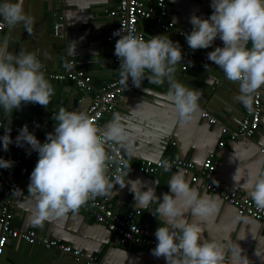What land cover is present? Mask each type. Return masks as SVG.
Returning a JSON list of instances; mask_svg holds the SVG:
<instances>
[{
  "label": "crops",
  "instance_id": "0c3cea01",
  "mask_svg": "<svg viewBox=\"0 0 264 264\" xmlns=\"http://www.w3.org/2000/svg\"><path fill=\"white\" fill-rule=\"evenodd\" d=\"M2 2L4 0H0ZM117 3L118 0H23L24 12L34 20L33 34L29 35L22 23L14 28L5 25L0 37L7 41L9 51L14 54L21 49L34 52L43 66L50 69L62 68L67 59H73L76 67L91 76V89L78 88L72 81L52 80L45 76L55 93L48 108L29 103L14 110L11 117L7 118L0 110V131L4 133V127L8 126L11 119L10 135L16 137L19 130L27 124L29 131L38 139L46 140V134L53 132L58 123L52 117L61 107L68 111L84 112L98 87L120 76L119 67L113 62L110 45L105 40L109 26L116 23V17L108 16L107 10L115 8ZM166 3L169 17L179 24L190 23L189 18L193 13L208 18L213 11L211 0H166ZM140 25L146 32L145 40L165 35L179 43L183 59L176 66L175 79L188 88L199 89L202 95L198 101L200 111L194 121L187 125L179 122L174 105L167 99V80L159 85L142 83L134 91L120 97L113 113L122 116L132 134L131 143L119 145L128 165L137 167L139 160L145 158H184L192 160L195 170H198L204 160L211 156L217 162L212 178L221 183L222 189L238 190L249 197L244 185L256 163L264 161V153L260 151L264 147V89L261 123L254 136L228 139L229 135L222 133L221 127L227 126L229 130L236 128L242 114V104L234 99L239 94L238 84L228 81L223 72L207 59L208 52L219 45L213 44L207 49L193 51L185 37L179 36L174 30H162L146 20L141 21ZM220 41L219 37L215 39V43ZM69 45L73 46V50L76 46L75 55L69 54ZM205 65H208L207 69ZM203 110L209 111L217 121L211 123L204 119L201 115ZM113 113L104 115L99 129L106 127ZM220 140H225L223 146L219 145ZM4 159L12 161L9 156ZM37 161L38 158L31 161L29 171L19 179L18 198L13 201L15 226L21 229L34 227L40 234L57 238L87 254H96L105 264H166L163 257L155 258L151 254L153 246L122 243L117 235L96 222L84 206L75 214L69 212L66 217L45 221L41 226L33 225L31 214L34 200L27 188ZM237 168L238 180L235 181L233 177ZM125 173H128V177ZM171 176L172 172L164 170L154 173L126 170L119 179L125 183L127 180L139 179L146 186L154 187L157 196L162 199V194L169 191L167 182ZM185 176L202 194L216 195ZM17 177L14 164L8 169L0 168V205L5 199L11 198L5 182ZM129 189L130 184L124 188L115 184L113 195L108 197L111 207L119 213L132 209L141 210L138 222L149 226L163 225L164 221L152 214L157 205L152 203L147 208L140 206ZM219 200L220 212L217 216L203 222L194 220L202 228V240H215L222 245L227 258L224 264H243L245 257L248 264H264V223L239 215L233 205L221 197ZM185 215L191 221L190 213ZM0 264L84 262L74 261L40 245H29L22 239H10L4 247Z\"/></svg>",
  "mask_w": 264,
  "mask_h": 264
},
{
  "label": "clouds",
  "instance_id": "9594fccd",
  "mask_svg": "<svg viewBox=\"0 0 264 264\" xmlns=\"http://www.w3.org/2000/svg\"><path fill=\"white\" fill-rule=\"evenodd\" d=\"M210 6L213 11L208 18L195 13L190 16L192 30L184 33L186 42L195 51L211 47L219 37L223 46L208 52L207 59L228 81L238 84L239 94L234 99L251 111L254 95L264 89V0H211ZM0 17L4 25L14 28L22 23L24 30L33 34L34 20L24 12L23 0H4L0 3ZM113 35L119 36L114 52L120 61L119 83L128 88L129 79L135 87H140L144 79L157 85L167 80V99L174 105L179 122L182 125L193 122L200 111L198 101L202 93L175 79L176 66L183 59L179 43L165 35L145 40L134 29L123 25ZM75 50L76 46L73 50L69 45L70 55H75ZM42 68L34 52L21 49L14 54L9 51L7 41L0 45V110L6 118L29 103L48 108L55 93ZM52 118L58 123L53 132L46 134L44 143L29 131L27 124L13 141L11 119L0 136L5 151L15 143L26 144L38 152L27 188L34 200L33 225L41 226L45 221L66 217L69 212L75 214L90 199L112 196L115 184L120 188L130 184L134 200L144 208L155 203L157 207L152 214L164 221L154 233L157 243L151 254L155 258L163 257L166 264H224L222 245L215 240H202V228L194 222L196 219L208 221L219 214L218 196L202 194L183 172L173 173V165L168 160L160 162L165 172H172L167 182L169 191L162 194V199L154 187L146 186L139 179L125 183L117 178L113 182L107 172L114 157L106 148L124 146L132 140L119 113H113L103 130L86 113L63 107ZM124 163L129 167L127 161ZM12 166L13 161L0 157V168ZM238 171L237 168L235 181ZM128 173H125L127 177ZM244 187L255 207L264 210V161L256 163ZM189 213L191 221L185 215ZM243 264H248L246 257Z\"/></svg>",
  "mask_w": 264,
  "mask_h": 264
},
{
  "label": "built area",
  "instance_id": "2783aa9c",
  "mask_svg": "<svg viewBox=\"0 0 264 264\" xmlns=\"http://www.w3.org/2000/svg\"><path fill=\"white\" fill-rule=\"evenodd\" d=\"M107 15L116 17V23L111 24L105 34V40L110 45L113 54V62L116 66H120V61L114 54L115 43L119 36L113 33L120 29L122 25L126 29H134L135 34L145 39L146 32L141 27V21H148L162 30H174L179 36L185 37L184 33H190L192 30L191 23H176L169 17L168 6L166 0H152L146 2L144 0H118L115 8L107 10ZM60 24L58 23L57 26ZM5 25L0 20V33ZM5 42L4 37H0V45ZM223 46V42L214 43ZM67 65V66H66ZM191 67V64H189ZM184 68V67H183ZM42 71L45 76L58 81H72L78 88L86 90L91 89V76L83 69L76 67L73 59H67L62 68L50 69L43 66ZM120 76L103 83L92 97L89 99L88 105L84 111L93 123L100 128L104 115L113 113L117 100L123 95L134 91L137 87L132 84L131 79L128 81V88L120 83ZM142 83L152 84L147 79ZM263 112V93L259 90L253 99L252 110L249 111L242 105V114L238 120L236 128L229 130L227 126H222L221 131L228 136V139H234L238 136L251 138L254 136L261 123ZM202 117L208 122L217 121L209 111L203 110ZM0 122V126H1ZM4 133L0 131V136ZM15 141L14 136L10 135ZM38 139V138H37ZM41 143L45 140L38 139ZM225 140H220L219 145L223 146ZM106 151L114 157V161L108 165V176L111 180L120 178L126 170L134 172L140 170L143 172L154 173L163 170L160 162L168 160L173 165L174 171H181L189 176L190 181L198 184L199 187L208 190L211 194H216L225 202L233 205L239 215H246L264 223V210L257 209L250 197L246 196L238 190L222 189L221 183L212 178L217 162L211 156L207 157L203 164L195 170V163L192 160L184 158H159L156 160L141 159L139 165L125 167V155L119 145L107 147ZM264 153V147L260 148ZM11 157L17 172L16 179H9L5 182L7 190L11 194V198L5 199L0 205V260L4 247L10 239H22L29 245H40L46 249H52L63 254L74 261H82L84 264H105L96 254H87L84 250L76 248L68 243L58 240L49 235L40 234L34 227L21 229L13 224L14 205L13 201L18 198V182L30 168V163L39 158L38 152L31 150L28 145L17 146L15 143L9 145V149L5 151L2 143H0V157ZM212 178V179H211ZM84 206L89 211L96 222L103 224L112 233L120 238L122 243H130L134 245L156 246L155 230L159 226L144 225L137 221V217L142 213L141 210H127L123 213L115 211L108 203V197H100L90 199ZM227 260V258H225Z\"/></svg>",
  "mask_w": 264,
  "mask_h": 264
}]
</instances>
